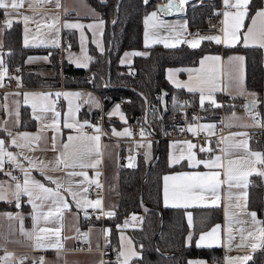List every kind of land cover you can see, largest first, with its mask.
Masks as SVG:
<instances>
[{
    "label": "crops",
    "instance_id": "0c3cea01",
    "mask_svg": "<svg viewBox=\"0 0 264 264\" xmlns=\"http://www.w3.org/2000/svg\"><path fill=\"white\" fill-rule=\"evenodd\" d=\"M219 3L221 4L223 16L221 35L223 40L227 27L224 13L226 11L235 12L236 9L226 7L224 0H218V5ZM231 3H235V0H231ZM260 9H264V0H261L260 6L250 15L248 21L237 33L239 39L234 43V46L239 44L242 46H258L261 48L264 58V47L261 46L264 22L260 18H257L255 26L251 22ZM6 12H11L12 15L8 16ZM153 12L157 13L156 17L149 18ZM24 17L29 18L27 26L23 22ZM100 20H103L101 13L89 0H59V6H57V0H23L18 9L9 8L5 10L0 8V62H2L0 63V73H3L2 78H0V139L5 141L6 151L16 155L17 160L23 166V170L29 173L30 179L37 180L43 183L45 187L51 188H55V184L47 177L51 176L53 179H58L63 185L60 189L61 195L64 196L69 206L64 208L61 204L59 205L61 212L58 216H54L47 222L43 218L37 222L36 217L38 214L43 216L50 210L55 213L57 206L53 205L50 200L42 203L41 200L36 199V196L39 195L38 191H34L31 203L27 195H21L19 201H17L12 193L15 191L16 183L23 184V171L5 157V163L0 168V192L3 193L5 199H0V201L10 202L14 207L10 209L0 208V258L7 257L6 260H0V264H14V254H22L24 258L21 257V260L27 258L30 254L34 261L40 260L41 264H101L102 254L99 251L101 227L99 220L96 216H83L82 210L88 211L91 207L78 208L76 201L101 199L103 203V198L100 194L88 196L84 191V184L87 182L96 183L102 179L105 189V209L107 213L109 211L114 212L113 207L117 201L116 181L119 167L117 157L122 154L120 152L128 148V144H130V148L126 150H132L135 153V148L140 145L143 148L145 159L147 161L151 159L149 157L151 153L150 141H131L127 139L128 135L113 134V129L117 133H123L125 129L129 130L127 120L130 115L124 111L122 103L112 101L105 110L107 133L102 135L100 132H96L93 127H98V120L94 118V115L99 111L102 99L92 89L88 87H70L62 84L58 86H23L20 83L18 73L5 71L6 66L1 53V44L4 31L7 30L6 23L8 21H11V26L20 33L22 45L28 49H33V51L26 54L24 66L41 77L47 78L54 73L51 65L52 54L55 55L53 50L59 45L60 35L64 31H71L76 38L75 44H72L69 36L64 33L67 35L69 43L64 48L63 58L74 66L84 67L82 65H88L90 60L89 43H92L98 51L104 50L103 25L99 26ZM70 23H79L85 25V27L83 29L66 27V24ZM87 25H94V27L89 28ZM249 27L253 28V32L249 36L247 45H245L244 36ZM200 37L190 32L184 13L168 17L153 8L142 19V48L126 50L132 51L131 53L147 54V47L154 43L190 45L186 41L199 40ZM234 46L229 47L225 43H220L219 52H205L194 64L168 65L164 69L165 79L172 87L196 94L199 104H201V96L203 95L204 102L201 104L203 110L215 107L219 113V106L216 105H219L220 100L224 102L223 120L227 131L223 139V155L215 154L212 157H205L196 152L195 147L191 149L197 160L214 161L219 156L221 159L218 166L211 169L203 164L193 166L187 159L189 148L188 144L185 143L191 142L193 144V142L172 139L168 140L167 144V162L169 165L181 164L182 166L166 170L161 175L162 205L184 210V218L188 226V230L184 235L186 245L193 241L197 246L202 234L209 233L213 228L219 226L215 234L218 240L212 243L211 246L202 247L219 248L221 251L220 264H229L230 257L251 256L254 251H260L264 257V246L253 249L251 245L257 241L254 237H248V232L251 231L256 235L258 234L257 228L264 227V225H254L249 213L255 212L256 219L264 221V209L259 216L255 209L249 208L247 205L249 177L252 174L257 173L260 175V172H264V164L257 162L258 159H264V148H252L250 144L251 138L259 139L260 132L264 130V110L263 107L250 112L243 110L245 113L241 110H234L244 108V101L248 98L259 100L257 91L252 90L251 92V89L244 87V59L242 61L233 60L231 65L229 64L230 57L239 56L244 58L241 51L229 49ZM208 56H218L221 59L218 62L204 60ZM132 57L133 55L126 57L127 60L123 59L122 62L127 64ZM202 60L204 61L203 66L201 65ZM12 77L16 79L20 88H7V80ZM201 87L204 89L203 92L199 90ZM189 88L197 90L189 91ZM40 93H52L53 95L49 96L47 100L38 95H27ZM55 93H80L81 95H61L57 97ZM251 93H255V95H251ZM261 94L264 97V87ZM58 98L62 99L60 107L54 105ZM240 98H242V101ZM96 101L99 102V107L96 106ZM33 103L37 105L35 110L32 107ZM116 105L120 106L118 112L114 111ZM42 108L48 110L42 112ZM80 110L83 116L80 115ZM56 112L60 113L59 117H55ZM37 117L41 118L37 119ZM217 117L218 114L213 118L206 117L202 112L198 126L203 129L202 126L204 125H214L209 130L203 129L206 133L212 134L217 128ZM256 117L259 119H256ZM27 121L31 122V126L21 125ZM67 123H72L74 127L67 128L65 126ZM80 125H84V127L81 129ZM190 126L195 127V123L190 124ZM89 127L92 129L89 130ZM254 128H261L257 136L254 135ZM9 133H11V136H9ZM22 133L30 135L25 137L21 135ZM93 135L100 136L98 142L99 155H96L97 142L86 139H74L69 142L67 139L69 136L85 137ZM13 138L24 147L21 148L11 144ZM149 142L150 148L147 147ZM241 142L246 143L247 148L235 147ZM65 144H69L68 149L64 148ZM230 145L233 147H230ZM252 153H261L262 156L257 158L251 155ZM73 154L81 155L86 163L89 161L92 163L99 161V163L96 164V167L84 168H65L63 163H58V157L62 161L71 163L70 158ZM181 156L184 158L180 159L179 163H172L173 158H180ZM25 157L28 159H25ZM29 160L33 163L30 164ZM230 161L232 162L231 165ZM8 165H11L13 170H7ZM229 167L232 169V181L228 180ZM198 172L218 173L216 178L221 183L215 195L207 192H197L189 194L187 198L177 197L174 199L173 185L179 184L181 181H173L172 179L165 181L164 178L166 176H177L180 173L194 174ZM68 173H85L86 175L69 176ZM260 176L264 196V175ZM12 177L17 179L13 180ZM166 184L168 187L167 204H165ZM229 184H231V187H229ZM69 188L71 192L68 191ZM71 193H76L75 198ZM200 196H203V199H200ZM33 203L37 205L36 208H33ZM215 207L220 209V217L211 221L207 227L200 229L193 236L192 209ZM189 214H191V222H189ZM125 221L128 223L125 224ZM141 222L142 214L132 211L124 215L116 224L118 247L111 258L113 262L120 264L118 256L122 251L127 253L131 248H134L139 253L129 230L139 228ZM42 228L59 229V236H49L48 240L42 241L44 246L36 247V235H46L39 231ZM229 230H231L233 236L231 243L228 240ZM27 233H32V237L29 238L26 235ZM106 233L107 235L109 233L108 224ZM190 235L191 242L189 243L188 237ZM242 237L244 238V246H239ZM57 240H59L62 247L48 246L49 241L55 243ZM78 242L84 243L82 248H76ZM193 260L210 264L204 257H189L188 264L189 261ZM132 264L139 263L132 262ZM232 264H240V262L233 260Z\"/></svg>",
    "mask_w": 264,
    "mask_h": 264
},
{
    "label": "trees",
    "instance_id": "16d2710c",
    "mask_svg": "<svg viewBox=\"0 0 264 264\" xmlns=\"http://www.w3.org/2000/svg\"><path fill=\"white\" fill-rule=\"evenodd\" d=\"M117 0H89L101 13L103 18L102 40L103 51H98L92 44H88L90 55L86 67L74 66L63 58L62 70L58 58L52 54L51 65L53 75L43 78L24 66L27 53L33 51L21 43L20 33L13 26L4 31L1 44V53L8 73L19 74L23 86H58L60 84L70 87H88L98 93L103 102L104 110L118 96L125 97L122 103L124 111L129 115L142 113L144 99L148 102L157 101L156 94L162 88L168 90L167 111L163 113L164 123H169L173 115L177 114L184 105L197 102L196 94L185 92L172 87L164 76V69L168 65L194 64L205 52H219L220 44L214 40H201L199 47L192 48L188 44L180 43L169 47L154 43L147 47L148 53L133 55L129 64L120 62V55L126 49L138 50L142 48V19L150 10L155 8L159 0H120L116 9ZM197 1V2H196ZM261 0H251L248 5L246 23L250 15L259 7ZM218 0H188L186 3V23L188 27L204 25V17L214 11ZM115 21V23H113ZM71 43L75 44V36L71 31H64ZM112 45L107 57L109 40ZM231 50H239L244 56V87L259 93L262 100L264 87V58L258 46L236 45ZM138 53V52H137ZM112 96V100L106 97ZM242 98H240L241 100ZM242 101V100H241ZM243 106V104H241ZM262 108L261 103L259 109ZM264 110V108H262ZM206 117H215L218 109L209 107L202 109ZM80 115L83 116V113ZM148 112L147 119L152 128L156 129L159 119ZM29 127L31 122L21 124ZM168 140L151 141V158L156 148L158 155L152 160L144 179L142 201L140 200L141 179L148 161L144 157L141 146L135 148L134 166H119L117 170V201L114 205V215L107 217L109 227L107 236V249L110 258L106 264H117L111 260L118 247L116 224L124 215L136 211L142 214L141 226L130 229L129 232L139 251V256L132 262L139 264H188L189 257H204L210 264H220L221 251L219 248L198 247L192 241L186 245L184 235L188 230L182 208H172L162 205L161 202V175L164 171L181 167V164L169 165L167 162ZM252 148H264V130L260 138H251ZM130 144H128V148ZM124 149L120 153L126 151ZM247 205L255 209L260 216L264 209V196L262 193V179L259 174L249 177L247 187ZM13 204L0 201V208L10 209ZM193 236L200 229L220 217L219 208H193ZM246 264H264V257L260 251H254Z\"/></svg>",
    "mask_w": 264,
    "mask_h": 264
},
{
    "label": "snow or ice",
    "instance_id": "6c2138e0",
    "mask_svg": "<svg viewBox=\"0 0 264 264\" xmlns=\"http://www.w3.org/2000/svg\"><path fill=\"white\" fill-rule=\"evenodd\" d=\"M145 3L148 2V0H144ZM23 3V0H0V8L2 9H18ZM180 3H187V0H180ZM251 3V0H235V3H231V0H224V4L226 7L228 8H235L236 11L235 12H231V11H226L224 13V16L226 18L225 23L227 25L226 29H225V38L222 40L221 37L219 36H214V37H200L199 40H193V41H186V43H189L190 46L192 48H196L199 47V43L201 40H214L217 44L220 43H225L227 46L231 47L234 46V43L239 39L237 33L240 31V29L244 26V20L247 17V10H248V5ZM57 6H59V0H57ZM175 5L171 2L169 5L167 6V8H161V11H169L171 10ZM178 10H182V9H178ZM19 14V13H18ZM6 15L11 16L12 13L11 12H6ZM157 15L156 12L151 13V16L149 18H155ZM257 18H260L262 22H264V9H260L256 12L255 17L252 18V25L255 26L256 22H257ZM28 17H24L23 22L25 23V25L27 26L28 23ZM9 26H11V21L7 22ZM113 23H115V21H113ZM104 24L103 20L99 21V26H102ZM186 26V25H185ZM66 27L69 28H80L83 29L85 27V25L79 24V23H70V24H66ZM87 27L91 28L94 27V25H87ZM27 31V28H26ZM253 32V28L249 27L247 29V33L244 36V41H245V45H247L248 40H249V36L252 34ZM27 43V41H26ZM169 47H174L175 45H166ZM261 46L264 47V33H262L261 35ZM145 53H126V56H132V55H144ZM220 57L218 56H208L205 57L204 60H212V61H220ZM244 58L243 57H230L229 58V64L231 65V62L233 60H238V61H242ZM2 63V62H0ZM204 61H201V65L203 66ZM84 67H86L87 65L84 64L82 65ZM6 71V69H5ZM3 73H0V78H2ZM171 79V77H169ZM178 87L180 85H177ZM197 89L195 88H189V91H196ZM201 92L204 91L203 87H201L199 89ZM27 95H32V96H40L43 97L45 100H47V98L51 95H53L52 93H40V94H27ZM55 95L57 97L64 95V96H80V93H55ZM251 95H255V93H251ZM210 98V97H209ZM204 102V97L203 95L201 96V104H203ZM96 106L99 107V102L96 101ZM219 106V105H216ZM33 109L35 110L37 105L35 103L32 104ZM119 105H116L115 108V112L119 111ZM47 108H42V112L43 111H47ZM54 111V109H52ZM60 113L56 112L55 113V117H59ZM41 117H37V119H40ZM123 118V117H122ZM87 123V122H85ZM67 128H73L74 125L72 123H67L65 125ZM84 127V125H80V128L82 129ZM96 130V132H100V128L97 126H93ZM204 130H209L211 128L214 127V125H204L202 126ZM190 132H192L194 135L197 132V129L195 127L190 126L188 129ZM113 134L115 135H131L132 133L125 129V131L123 133H117L115 131V129H113ZM22 136H29L30 134L28 133H22ZM140 135L144 136L146 135L145 130L141 129L140 131ZM9 136H11V133H9ZM68 141L71 142L74 139L80 140V139H86L88 141H95L97 142V151H96V155H99V151H98V142L100 140V136L99 135H93V136H85V137H72L69 136ZM188 144V148H189V154L187 156V159L193 164V166H197L200 164H203L205 167L211 169L214 166H218L219 161H220V157L217 156L215 158L214 161H204V160H197L195 157V154L192 153L191 149L196 147L195 145H193L191 142H185ZM11 144L16 145L17 147H24V145L18 144L16 139L13 138L11 140ZM140 145H138L139 147ZM69 144H65L64 148L68 149ZM147 147L150 148V142L147 145ZM230 147H233L230 145ZM235 147H244L247 148V144L244 142H241L237 145H235ZM201 151H211V149H206V148H201ZM147 155V153H146ZM251 155L260 158L262 156L261 153H252ZM5 157L8 158L9 162L15 163L16 167L21 168L23 171V184L21 183H16L15 185V191L12 193V196L19 201L21 195H27L30 199L29 202H32V197L34 194V191H38L39 195L36 196V199L41 200V202H46V201H51L53 205H56V212L53 213L51 210L46 214L41 216L40 214L37 215L36 220L37 222H39V220L41 218H43L46 222L49 221L51 218H53L54 216H58V214L61 212V208L59 207V205H63L64 208H68V204L64 199V196L61 195L60 189L63 187L62 183L58 180V179H53L51 176L47 177L48 180L52 181L53 184H55V188H51V187H45V185L37 180L34 179H30V175L27 171L23 170V166L19 163V161L17 160V157L15 154H13L12 152L6 151L5 148V141L3 139H0V168L3 167V164L5 163ZM184 157L181 156L180 158H173L172 159V163H179L180 159H183ZM25 159H28L27 157H25ZM58 163H63L65 168L68 167H96V164L99 163V161H96V163H92V162H85L83 157L79 154H73V156L70 158L71 159V163H69L68 161H62L60 160V158L58 157ZM259 163L264 164V159H258ZM29 163L32 164L33 162L31 160H29ZM231 165V161L229 162ZM129 166H134L133 164H131V158H130V164ZM43 174V173H42ZM9 175H11V173H9ZM69 176H74V175H86L85 173H68ZM260 175H264V172H260ZM218 176V173L215 172H209V173H180L177 176H173V177H165V181H168L169 179H172L173 181H181V183L179 184H174L173 185V198H187L189 194L191 193H211L213 195H215V193L217 192V189L219 187V184L221 183L216 177ZM13 180H16V177H12ZM233 179V175H232V169L231 167H229V171H228V180L232 181ZM96 186L100 187L101 185L96 182ZM229 187H231V184H229ZM69 192H71V189H68ZM85 192L87 191L86 189L84 190ZM73 198H75L76 193H71ZM200 199H203V196L199 197ZM0 199H5V196L3 195L2 192H0ZM168 203V187L167 184L165 185V204ZM76 206L78 208H94V209H100L102 207V201L101 199H97L95 201H91V200H84L83 202L77 200L76 201ZM179 206V205H176ZM37 205L35 203H33V208H36ZM108 216H113L114 212L109 211L107 213ZM249 215L252 217V222L254 225H264V221H258L256 219V213L255 212H251L249 213ZM133 219H135V217H133ZM189 222H191V214H189ZM128 222L125 221V224H127ZM219 226H216V228H213L211 232L206 233V234H202L199 238V242L197 244L198 247H202V246H211L212 243H215L218 240V237L215 235L217 230H218ZM39 231L41 233H45V236H40V235H36L35 239H36V247H42L44 246V244L42 243V241L48 240L49 236H59V229H47V228H42L39 229ZM257 233L256 235H254L253 232H248V237H254V239L257 241L256 243H253L251 245V247L253 249L257 248V247H261L264 246V227H258L257 228ZM26 235L29 236V238L32 237V233H27ZM87 235V234H85ZM233 239L231 230H229V234H228V240L229 243H231ZM189 243L191 242V235L188 237ZM244 238L242 237L241 240V245L239 246H244L243 243ZM129 243H131L129 241ZM48 246L50 247H62V245L59 243V240H57L55 243H52L51 241L48 242ZM10 255V254H9ZM139 256V253L134 249L131 248L130 251H128L127 253L125 252H121L118 256V260L120 261V264H132V261L137 258ZM121 257L123 258L121 260ZM7 257H3L0 258V260H6ZM251 259L250 256H245V257H238V258H229V264H232L233 260H237L240 262V264H245V262L247 260ZM189 264H205L204 261H200V260H193V261H189Z\"/></svg>",
    "mask_w": 264,
    "mask_h": 264
},
{
    "label": "built area",
    "instance_id": "2783aa9c",
    "mask_svg": "<svg viewBox=\"0 0 264 264\" xmlns=\"http://www.w3.org/2000/svg\"><path fill=\"white\" fill-rule=\"evenodd\" d=\"M222 11H221V4L217 6V8L209 12L205 15L204 25L194 26L191 30V33L196 36L201 37H212V36H219L222 35ZM69 39L66 34L63 32L60 35L59 45L53 50L57 58L59 59L60 67L62 69V61H63V53L64 48L68 45ZM7 88L9 89H18L20 88L17 84L15 78H9L7 80ZM158 94L156 97L158 99ZM106 97L112 100V96L107 94ZM113 101H117L120 103L125 102V97L118 96ZM102 105L99 107V111L94 115V118L98 120V127L100 128V134H106L107 129L105 125V110ZM55 106L60 107L62 105V99L58 98L55 103ZM148 112H153V116H156L159 119V124L156 129L152 128L149 120H144L142 113H135L128 117L127 126L129 127L131 135L127 136L128 140L131 141H159L162 139L165 140H172V139H183V140H190L196 146L195 151L205 157H212L215 154L220 156L223 155L224 152V145L223 139L224 134L227 129L224 126L223 120V111H224V102L220 100L219 103V113L217 117V128L216 131L212 134L206 133L202 128L198 126V122L202 117V105L198 102H193L190 104L184 105L177 114H175L169 123H164L163 114L161 111V107L158 103V100L155 102H148ZM256 119H259L256 117ZM195 123V128L197 129L196 134L194 135L190 132L189 126L190 124ZM91 130L92 128H88ZM141 129L145 130L146 135L141 136L140 131ZM154 130V132H153ZM261 128H254V135L257 136ZM201 148L211 149V151H201ZM131 161L135 159V153L132 150H126L122 154L117 157V164L118 166H127L130 164ZM7 170H13L11 165L7 166ZM17 175V173H15ZM101 186L97 187L95 182H87L84 184V190L88 196H93L95 194H100L103 198L102 207L100 209L90 208L88 210L87 216L94 217L96 216L99 220V224L101 227V246L99 251L102 254V262L101 264H105L106 260L110 258V254L107 249V233H106V219L108 217L107 211L105 209L104 197H105V189H104V182L101 179L98 182ZM84 243L78 242L76 244V248H82Z\"/></svg>",
    "mask_w": 264,
    "mask_h": 264
},
{
    "label": "water",
    "instance_id": "95a60500",
    "mask_svg": "<svg viewBox=\"0 0 264 264\" xmlns=\"http://www.w3.org/2000/svg\"><path fill=\"white\" fill-rule=\"evenodd\" d=\"M120 0H117L116 1V9H117V6L119 4ZM171 2L175 5L171 10L169 11H161L160 9L163 7V8H167V6L169 5L170 3V0H159L155 3V9L159 12H161L163 15L165 16H173V15H178V14H181V13H184L186 12V5L185 7H182L180 6L178 0H171ZM178 9H182V10H178ZM11 25H12V22H11ZM11 26L8 25V23H6V29H9ZM111 45H112V38H110L109 40V46L107 48V57H108V53L110 52V49H111ZM168 94V90H166L165 88H162L160 91H159V94H158V103L161 107V111H162V114L165 113L167 111V96ZM144 99V110H143V118L145 121H147V115H148V101L146 98H143ZM261 103V106L264 108V97L262 98V100H258V99H253V98H248L244 101V108L246 111L250 112V111H253L255 110L256 108H259V105ZM154 132V130H153ZM155 133V132H154ZM158 148H156V152H155V155L153 158H151L149 161H148V164H147V167L145 168L144 170V173H143V176H142V179H141V187H140V200L142 201V194H143V184H144V179L147 175V172L149 170V167L152 163V160L158 155ZM135 162V159H133L131 161V164H134ZM88 214V211L86 210H82V215L85 216ZM22 258H24V256H22ZM33 264H41L40 260H36L33 262Z\"/></svg>",
    "mask_w": 264,
    "mask_h": 264
},
{
    "label": "rangeland",
    "instance_id": "374dc122",
    "mask_svg": "<svg viewBox=\"0 0 264 264\" xmlns=\"http://www.w3.org/2000/svg\"><path fill=\"white\" fill-rule=\"evenodd\" d=\"M197 2V1H196ZM194 27V26H193ZM193 27H190V32L192 31L191 29L193 28ZM132 51H130V50H125V51H123L122 53H121V55H120V60H121V62L122 61H124L123 59H125V60H127L126 59V57H128V56H126L125 54L126 53H131ZM131 60L132 59H130L129 61H128V63L127 64H129L130 62H131ZM123 63V62H122ZM244 90H247V89H244ZM251 92H252V90H251ZM234 110H241L243 113H245V111H243V110H245L244 108H242V109H234ZM255 110H257V109H255ZM247 112V111H246ZM151 155H152V153H150L149 154V157L151 158ZM116 184H117V181H116ZM23 255L22 254H14V264H33V262H34V260H33V258H32V256L29 254L28 255V257L27 258H25V259H23V260H21V257H22Z\"/></svg>",
    "mask_w": 264,
    "mask_h": 264
},
{
    "label": "bare ground",
    "instance_id": "6f19581e",
    "mask_svg": "<svg viewBox=\"0 0 264 264\" xmlns=\"http://www.w3.org/2000/svg\"><path fill=\"white\" fill-rule=\"evenodd\" d=\"M187 1H188V0H187ZM178 2H179V4H180V6L185 7L186 3L181 4V3H180V0H178ZM181 14H183V13H181Z\"/></svg>",
    "mask_w": 264,
    "mask_h": 264
}]
</instances>
